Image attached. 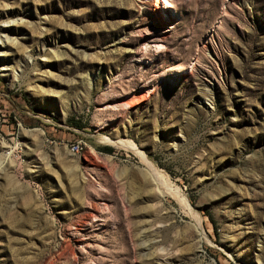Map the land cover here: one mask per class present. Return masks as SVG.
Segmentation results:
<instances>
[{
    "label": "rangeland",
    "instance_id": "374dc122",
    "mask_svg": "<svg viewBox=\"0 0 264 264\" xmlns=\"http://www.w3.org/2000/svg\"><path fill=\"white\" fill-rule=\"evenodd\" d=\"M2 28L0 264H264V0H0Z\"/></svg>",
    "mask_w": 264,
    "mask_h": 264
},
{
    "label": "bare ground",
    "instance_id": "6f19581e",
    "mask_svg": "<svg viewBox=\"0 0 264 264\" xmlns=\"http://www.w3.org/2000/svg\"><path fill=\"white\" fill-rule=\"evenodd\" d=\"M168 6H169V2L163 1V7H168ZM2 31H3V37L0 38V62H1V69L0 70H2V75L8 77L10 82H13V81H15V79L18 76L19 70L17 68H12V69L10 68L9 69L8 64H7L8 56L5 55L4 52L9 50L11 45L15 46V44H16V40H14L13 37H10L11 34L15 31V29H8L7 30L6 28H2ZM52 56H56V55H52ZM28 58H29V56H28ZM137 60L140 61L141 57H137ZM35 132H37V129H33V130L21 129V133L26 134V135H33V134H35ZM106 140L113 142L117 146L118 145L121 147L124 146L126 148H130V149L136 151L138 153V155H140L141 160L144 164V170L146 171L148 176L151 177L155 183H157V188H159L161 186V187H163L164 190H166L168 192L170 191L169 183L165 179V176H164L165 173L163 174L161 172V170L158 169V167L152 161H150V159H148V157L146 155H144L141 150L137 149L129 140H124L121 138H117L115 140H110V139L106 138ZM2 145L5 147H2ZM4 149H10L11 151L9 150V152L7 154H5ZM12 150L13 149L11 147H6L5 141L3 139L0 140V170L3 168H12L14 166L13 158H10V155L11 156L13 155ZM79 175L82 178L81 174H79ZM82 179H84V178H82ZM158 184H160V186ZM181 203H183V205L185 206L186 209H190V206L184 197H182ZM201 226L202 225H201V222L199 220V217H197L196 227H197V230H198L199 235H200L199 237L203 238L207 242H210L206 238V236L204 235Z\"/></svg>",
    "mask_w": 264,
    "mask_h": 264
},
{
    "label": "built area",
    "instance_id": "2783aa9c",
    "mask_svg": "<svg viewBox=\"0 0 264 264\" xmlns=\"http://www.w3.org/2000/svg\"><path fill=\"white\" fill-rule=\"evenodd\" d=\"M2 126H3V119L0 118V140L3 139L4 141H6V137L8 134H13L15 130H18L19 127H21L20 123L18 122L16 123V127L12 125H5L6 128H8V133H6L2 129ZM65 146L70 153L81 155L84 158L83 153L85 151V143L81 139H76L74 141L65 143ZM9 150L10 149H4L5 154H7ZM13 150H12V154L14 152Z\"/></svg>",
    "mask_w": 264,
    "mask_h": 264
},
{
    "label": "trees",
    "instance_id": "16d2710c",
    "mask_svg": "<svg viewBox=\"0 0 264 264\" xmlns=\"http://www.w3.org/2000/svg\"><path fill=\"white\" fill-rule=\"evenodd\" d=\"M67 124L75 127H81L82 125L78 122L77 119H74L73 117L68 118ZM100 150L105 151V152H110L111 148L110 147H102Z\"/></svg>",
    "mask_w": 264,
    "mask_h": 264
}]
</instances>
